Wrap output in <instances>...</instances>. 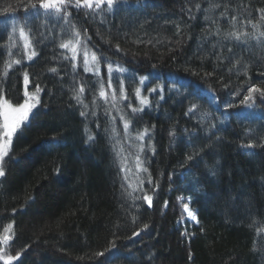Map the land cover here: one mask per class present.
I'll use <instances>...</instances> for the list:
<instances>
[{"label": "trees", "instance_id": "obj_1", "mask_svg": "<svg viewBox=\"0 0 264 264\" xmlns=\"http://www.w3.org/2000/svg\"><path fill=\"white\" fill-rule=\"evenodd\" d=\"M47 1L0 0V103L39 95L2 164L0 264H264V0ZM13 29L34 57L10 68ZM111 64L178 90L113 108Z\"/></svg>", "mask_w": 264, "mask_h": 264}, {"label": "rangeland", "instance_id": "obj_2", "mask_svg": "<svg viewBox=\"0 0 264 264\" xmlns=\"http://www.w3.org/2000/svg\"><path fill=\"white\" fill-rule=\"evenodd\" d=\"M67 1L68 0L47 1V4L42 8L43 12H47L44 14L46 15L44 17H46V19L48 20H57L59 18L58 7L59 6L61 7L63 4H66ZM109 1L110 0H85L84 4L88 7H91L94 4L102 5L105 4L106 2L110 4ZM35 13L37 12L34 11L33 13H30L29 17L38 15ZM13 25L15 28L19 24L14 22ZM13 30L15 32L13 42H12V38L10 37V41L8 44V47H10V53H8L10 55L8 59L9 61L8 64L10 68H13L16 65H18L20 63L19 62L20 60L24 62L26 61L24 59L23 54H25V57L28 58V60H32L34 57L33 53L30 51L29 41L26 38L23 29L21 30L13 29ZM20 49L23 52L22 54V52L20 51L22 55L21 58H20V52L18 51ZM67 49L75 64H78V62L80 61L81 64L84 66L83 68H85L86 71L96 76L100 75L102 70L101 69L102 61L100 62L96 57L90 54H83L82 56H80V48L78 46V42L73 45L69 44L67 46ZM102 63L106 64L107 62H102ZM105 67L109 77H113L115 79L120 78L121 92L119 95L120 97L117 100L114 97L110 99L109 97H106L104 93H102V95H100L101 100L105 103L110 101L114 102L111 104L113 108L114 107L122 108L124 107L127 100V95H128L127 90H130L133 92L132 94L137 103L134 109L133 108L130 109L131 110L130 112H132V114H138L145 112L146 110H151V107L153 105L152 102L155 100L154 98L158 95L157 91L160 93L162 92L165 81L170 84L169 86L170 94L175 95L173 92H176L178 90L176 86L178 81L174 80L173 78L167 77L166 79H163L161 77L160 78L156 77L154 82L155 84L145 92V88L149 82L148 79H146L145 77H139L129 72L127 69L121 68L113 64L105 65ZM181 83L183 82L180 81L178 84L180 86H183L184 84ZM204 93H207L206 95L208 97L209 103L211 102L214 105L217 104L216 100L214 99V97L210 92L204 91ZM183 94H188V91H183ZM163 98H164L163 95L159 96L157 102L161 103L163 101ZM38 102H39V95L37 93H28L26 94L25 102L21 105L18 106L12 105L5 100H2V102L0 103L1 105L0 106V177L2 176L3 161L7 156L8 150L11 145V141L15 133L21 128V125L25 124L28 121L31 112L35 109ZM188 108H189L188 115L193 117L196 120V122H200L204 124V121H206L209 117H211L208 113V109L205 108L204 105H201L199 103H194V105L189 106ZM126 120L127 119L125 117L123 116L121 117V121L123 123H125ZM180 135L181 136L179 137L189 141V144L191 145L192 143L190 142L192 136H194L195 134L194 133L192 134L189 130L182 129L180 131ZM185 214L190 222L193 223L196 222V216L194 212L191 210L189 205H186L185 207ZM0 257L2 258L1 262L5 263V258L2 256Z\"/></svg>", "mask_w": 264, "mask_h": 264}, {"label": "water", "instance_id": "obj_3", "mask_svg": "<svg viewBox=\"0 0 264 264\" xmlns=\"http://www.w3.org/2000/svg\"><path fill=\"white\" fill-rule=\"evenodd\" d=\"M148 205L150 206V203H148Z\"/></svg>", "mask_w": 264, "mask_h": 264}]
</instances>
